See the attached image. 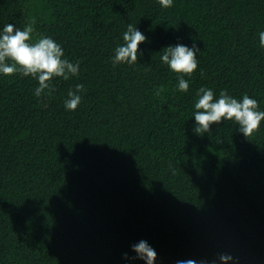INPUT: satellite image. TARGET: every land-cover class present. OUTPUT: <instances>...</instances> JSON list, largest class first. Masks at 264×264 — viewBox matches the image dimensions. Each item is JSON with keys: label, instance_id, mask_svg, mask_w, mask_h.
Here are the masks:
<instances>
[{"label": "trees", "instance_id": "obj_1", "mask_svg": "<svg viewBox=\"0 0 264 264\" xmlns=\"http://www.w3.org/2000/svg\"><path fill=\"white\" fill-rule=\"evenodd\" d=\"M33 20L31 42L80 68L40 97L32 76L0 73V264H145L123 259L141 240L155 264H264V121L248 139L234 120L194 132L201 88L264 111V0H0V32ZM129 24L147 39L114 65ZM194 43L181 92L163 49Z\"/></svg>", "mask_w": 264, "mask_h": 264}, {"label": "clouds", "instance_id": "obj_2", "mask_svg": "<svg viewBox=\"0 0 264 264\" xmlns=\"http://www.w3.org/2000/svg\"><path fill=\"white\" fill-rule=\"evenodd\" d=\"M163 8L173 6V0H158ZM35 31V21L26 24L23 30L8 23L0 32V73L10 76L16 73L24 77L32 76L38 80L39 86L35 89V95H51L53 89V77H62L64 80L71 76L79 75V63L73 64L67 59H62L64 51L51 37H40L36 42H31V36ZM146 36L129 24L127 31L123 33L124 45L118 46L115 50L113 64L127 63L133 64L138 60L139 45L146 41ZM259 43L264 47V31L259 33ZM199 47L194 43L187 47L183 44H176L163 49L161 60L170 69L179 75L178 90L187 92L189 82L184 77L191 76L198 67L197 53ZM6 59L12 63H6ZM84 90L83 84L76 85V91L69 90L68 99L65 101V108L76 110L81 103L82 97L77 93ZM164 91L163 86L156 91L160 95ZM198 101L195 103L194 117L196 127L194 132L200 136L209 133L212 125H219L224 120H234L239 126V132L248 139L259 129L261 121H264V111H258V101L243 95L242 100H237L228 95L227 90H221L218 99H214L211 89H199ZM132 250L136 256L129 257L123 254L125 260L140 259L145 264H155L157 252L147 241L141 240L132 245ZM233 259L227 254H220L219 260L222 264H229ZM176 264H208L206 260L199 262L193 259L177 260ZM215 264V262H213Z\"/></svg>", "mask_w": 264, "mask_h": 264}]
</instances>
